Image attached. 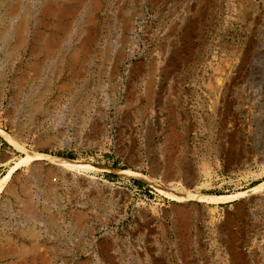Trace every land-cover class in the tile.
I'll list each match as a JSON object with an SVG mask.
<instances>
[{
    "label": "rangeland",
    "instance_id": "obj_1",
    "mask_svg": "<svg viewBox=\"0 0 264 264\" xmlns=\"http://www.w3.org/2000/svg\"><path fill=\"white\" fill-rule=\"evenodd\" d=\"M4 178L0 264H264V0H0Z\"/></svg>",
    "mask_w": 264,
    "mask_h": 264
},
{
    "label": "bare ground",
    "instance_id": "obj_2",
    "mask_svg": "<svg viewBox=\"0 0 264 264\" xmlns=\"http://www.w3.org/2000/svg\"><path fill=\"white\" fill-rule=\"evenodd\" d=\"M24 81V80H23ZM37 161H47L51 164H54L58 167H60L63 170H85L87 168H92L94 166L87 165L83 163L82 161H72V160H64L63 158L58 157H51L48 155L40 154L38 152H33L29 155L28 162L33 163ZM119 174L125 175V176H133L136 178H142L146 179L142 174L139 173H126V172H119ZM6 179L0 180V190L4 187ZM152 182V181H151ZM264 185V182L258 186L260 188ZM257 188V189H258ZM161 189L164 190L165 193H167L171 198H174L175 200H179L180 202H198V203H206V204H215L221 201H225L230 199L231 197H225V196H206V195H194L190 191L186 189H178L177 187H173L172 185H162ZM255 189V188H254ZM253 190V189H252ZM178 201V202H179Z\"/></svg>",
    "mask_w": 264,
    "mask_h": 264
},
{
    "label": "built area",
    "instance_id": "obj_3",
    "mask_svg": "<svg viewBox=\"0 0 264 264\" xmlns=\"http://www.w3.org/2000/svg\"><path fill=\"white\" fill-rule=\"evenodd\" d=\"M232 179L229 175H223L221 178L218 179H211V178H204L201 182L197 184L194 188L190 191L193 193L201 194L205 192H216V191H223L222 189L225 186H228L231 183ZM181 187V185L177 186ZM119 189L125 192L131 193L132 185L131 184H120ZM172 201L171 198L161 194V209H164L168 206V204Z\"/></svg>",
    "mask_w": 264,
    "mask_h": 264
},
{
    "label": "water",
    "instance_id": "obj_4",
    "mask_svg": "<svg viewBox=\"0 0 264 264\" xmlns=\"http://www.w3.org/2000/svg\"><path fill=\"white\" fill-rule=\"evenodd\" d=\"M134 33H135V30H134ZM135 36H137V34L135 33ZM131 55H132V53L131 54H129V58L126 60V61H129V59H131Z\"/></svg>",
    "mask_w": 264,
    "mask_h": 264
}]
</instances>
